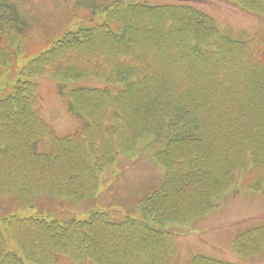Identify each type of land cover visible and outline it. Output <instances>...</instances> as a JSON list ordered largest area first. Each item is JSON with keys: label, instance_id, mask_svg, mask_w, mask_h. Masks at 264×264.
<instances>
[{"label": "trees", "instance_id": "1", "mask_svg": "<svg viewBox=\"0 0 264 264\" xmlns=\"http://www.w3.org/2000/svg\"><path fill=\"white\" fill-rule=\"evenodd\" d=\"M251 1L262 3L254 10L263 16L264 0H236L243 10ZM101 13L94 24L79 23L26 60L13 92L0 96V194L15 190L26 199L2 219L9 230L0 229V264H56L61 256L69 264H171L175 244L161 226L175 220L161 213L163 206L188 199L179 214L183 221L176 214L186 222L203 217L238 186L245 166L257 169L252 186L264 180L263 36L232 38L212 16L185 2L112 0ZM27 28L16 4L0 0V45L12 31L21 42ZM49 72L64 81L89 77L105 84L69 90L68 110L84 120L74 136L56 135L37 113L39 86L25 77ZM146 137L149 145L159 144L156 158L168 168L164 182L136 203L143 220L117 221L105 210L60 220L29 199L94 196L102 171L114 164L111 150L128 152ZM42 139L50 151L38 150ZM98 146L108 157L92 152ZM19 154L28 163L16 161ZM236 245L242 258L259 255L264 227ZM191 264L233 263L195 256Z\"/></svg>", "mask_w": 264, "mask_h": 264}, {"label": "rangeland", "instance_id": "2", "mask_svg": "<svg viewBox=\"0 0 264 264\" xmlns=\"http://www.w3.org/2000/svg\"><path fill=\"white\" fill-rule=\"evenodd\" d=\"M6 1L16 4L18 12L28 24V28L24 38H20L21 42L14 36L13 31L3 35L1 39L3 43L0 45V96L9 95L13 92L12 85L21 78L19 69L26 60H29L39 51L46 49L52 39L59 37L66 28H74L80 21L94 23L102 17V6L112 0ZM126 1L153 4L188 2L211 15L220 29L232 38L246 39L252 36H257L258 39L260 36L264 38V15L257 16L255 13L257 11L254 10L258 6L262 7V3L248 2L245 5V10H243V7L241 8L236 0L233 2L230 0ZM252 6L254 7L251 12L250 7ZM94 7L95 13L93 14ZM25 78L36 85L39 84V115L49 123L56 135L64 137L67 135L74 136L73 133H80L84 124L82 123L84 121L83 117L79 118L68 110L69 90H74L76 86L103 87L105 85L96 79L85 81L89 77L79 82H67L50 72L40 76H26ZM84 99V93L77 94V102L79 103L77 110H83ZM47 142H49L48 139L40 140L37 148L50 151L52 148ZM150 142L151 138L146 137L137 140L131 146L134 148L128 150V152L121 151L123 148L116 150L117 155L113 156L116 157L114 164L103 170L100 175L97 196L61 199L60 197L42 194L33 199L34 203L37 204L36 209L42 207L43 212L60 220L85 219L96 210H105L108 216L117 221L143 220L141 210L137 209L136 203L142 199L145 193L149 192L150 188L157 187L154 185L159 183L163 178L164 171L168 168L157 162L156 152L159 150V144L153 146L149 145ZM103 147L98 146L92 152H98L102 159H105V157H108V150ZM21 152L24 157L29 155L22 148L20 154ZM20 154L15 157L16 161L21 157ZM24 160L28 163L30 159L24 158ZM12 163L10 162L9 165ZM4 169L5 165H0V171H4ZM243 170H245L242 175L244 180L239 181L238 186L228 188L220 195L216 206L203 217L178 222L176 214L182 219L183 215L179 216V214H182V205L187 204L188 199V201L183 200L185 203L182 205H178L181 204L178 201L175 205L169 202L166 206H163L161 213L170 214L175 220L174 223L168 224L166 229L181 237L174 240V243L177 242V247L171 264H191V260L195 256L208 257L233 264H264V250L259 255L247 259L240 257L236 252L238 238L256 228L264 227V180L257 181V184L252 186L257 169H252L251 165H248ZM183 189L185 191L191 190H187L189 189L187 186ZM21 197V194L15 190H12L10 194L8 192L0 194V229L9 230L2 223V219L6 214L16 211L17 207L26 202V199L24 200ZM32 197H29V199H32ZM7 234L10 236L9 233ZM9 241L11 242L10 246L20 251L14 244L15 241L12 237ZM55 262L56 264H69L66 257L63 256L58 257Z\"/></svg>", "mask_w": 264, "mask_h": 264}, {"label": "bare ground", "instance_id": "3", "mask_svg": "<svg viewBox=\"0 0 264 264\" xmlns=\"http://www.w3.org/2000/svg\"><path fill=\"white\" fill-rule=\"evenodd\" d=\"M118 148H119V147L116 146V148H115L114 150H111V154H112V156H116V155H117L116 150H117ZM152 157H153V154H152ZM114 158L116 159V157H114ZM156 159H157V158H156ZM157 162L161 163L160 160H158V159H157ZM20 174L23 175V173H21V172H20ZM22 180H23L25 183H27V180H26V179L23 178ZM161 181L164 182V178H162V179L159 181V183H161ZM97 195H98V193H94V196H97ZM170 223H173V222H169V223H167V224H162L161 229L164 230L165 232H166V230L169 231V232H167V233L170 235V237L173 239V241H174V240H178V239H180V238H181L180 236L175 235V233H173L171 230L166 229V228L168 227V224H170ZM165 232H163V234H165ZM152 234H154V233H152ZM152 236H153V235H152ZM177 236H178V237H177ZM154 240H155V237H152L150 243H151V242H154Z\"/></svg>", "mask_w": 264, "mask_h": 264}]
</instances>
